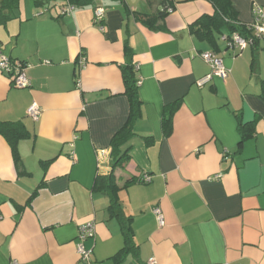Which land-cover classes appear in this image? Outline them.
I'll return each instance as SVG.
<instances>
[{
  "label": "crops",
  "instance_id": "0c3cea01",
  "mask_svg": "<svg viewBox=\"0 0 264 264\" xmlns=\"http://www.w3.org/2000/svg\"><path fill=\"white\" fill-rule=\"evenodd\" d=\"M231 3L248 29L253 5L264 9V0ZM63 4L17 0L0 21V52L25 65L30 84L15 88L0 71V122H20L29 134L16 163L0 137V264H109L124 237L99 182L107 177L134 247L118 264H264V41L240 50L226 30L214 45L199 40L191 27L213 15L211 0H94L70 15ZM98 7L104 32L94 25ZM206 52L228 76L199 87L211 74ZM129 64L140 114L119 149L127 160L115 167L110 143L129 114ZM143 175L150 183L139 182ZM88 222L83 262L77 235Z\"/></svg>",
  "mask_w": 264,
  "mask_h": 264
},
{
  "label": "trees",
  "instance_id": "16d2710c",
  "mask_svg": "<svg viewBox=\"0 0 264 264\" xmlns=\"http://www.w3.org/2000/svg\"><path fill=\"white\" fill-rule=\"evenodd\" d=\"M94 0H69V2L75 7H81L84 5L91 4ZM148 1V0H147ZM150 1V0H149ZM213 5V15L209 17H202L198 19L191 27V32L196 35L199 40L207 41L210 45H214V34L215 32L222 34L224 30L230 34L237 33L238 35L251 39L253 44L258 41L254 38L253 32L247 28L246 25H241L237 20V13L232 7L231 0H211ZM17 7V0H3L2 12L0 14V21H6L10 18L9 13L13 12ZM172 10L170 6L166 9H162L164 13L168 10ZM163 14V13H162ZM164 15V14H163ZM231 36V35H230ZM229 36V37H230ZM123 83H124V94L129 101V114L123 127L112 137L111 139V155L114 160V166H122L127 157L120 156L119 149L124 145L128 139L133 136V124L139 118L140 114V101L137 96V79L133 66L130 64L122 69ZM263 93L261 95L264 100V81L262 83ZM178 106V103L171 105V111ZM240 125V130L245 136V127ZM162 129L165 135H169L171 132V112H167L164 115L162 122ZM29 136L28 131L25 129L20 122H0V137H2L8 146L10 147L11 154L14 162L19 161L17 152V144L20 140L25 139ZM101 188L110 197L109 213L121 219V231L124 237V247L112 258L109 259V264H118L123 260L126 254L130 251L134 253V247L132 245L131 230L127 222L121 218V212L118 205V201L115 195V185L112 183V178H101L99 182Z\"/></svg>",
  "mask_w": 264,
  "mask_h": 264
},
{
  "label": "built area",
  "instance_id": "2783aa9c",
  "mask_svg": "<svg viewBox=\"0 0 264 264\" xmlns=\"http://www.w3.org/2000/svg\"><path fill=\"white\" fill-rule=\"evenodd\" d=\"M63 2V6L61 7V14L62 15H70V13L75 9V6L72 5L69 0H59ZM170 11V10H168ZM253 14H254V21L253 24L249 27L254 32L255 38L264 41V9H262L258 5H253ZM104 20V9L101 7L94 9V25L97 26L100 32H104L103 26ZM252 43L251 39H246L237 33H234L229 38V45L231 47L238 48L243 50L249 44ZM205 63L209 65L211 68V74L204 78L203 80L198 82V86L201 87L204 83L210 80L211 76H215L221 80L225 79L228 76V71L224 67L222 60L213 52H206L202 53L200 56ZM0 71L6 73L9 76V80L13 87L15 88H27L29 87V79L26 74L25 65L18 62H12L9 58L3 56L0 52ZM140 84L137 81V86ZM27 115L36 121L40 115V110L36 104H32L28 110ZM151 178L148 175H143L139 182L148 184L150 183ZM158 225L161 227L163 226V216L159 209H155L153 211ZM94 235V228L92 223H85L80 226L78 230V239L79 244L77 246V254L79 259L83 262L89 261V251L86 250L83 246V242L86 241L88 238H92ZM16 264V262H13ZM148 264H155L153 259H150Z\"/></svg>",
  "mask_w": 264,
  "mask_h": 264
}]
</instances>
